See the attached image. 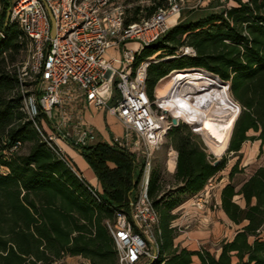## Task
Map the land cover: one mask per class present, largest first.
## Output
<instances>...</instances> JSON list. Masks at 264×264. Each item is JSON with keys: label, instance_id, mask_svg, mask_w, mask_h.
I'll list each match as a JSON object with an SVG mask.
<instances>
[{"label": "trees", "instance_id": "obj_1", "mask_svg": "<svg viewBox=\"0 0 264 264\" xmlns=\"http://www.w3.org/2000/svg\"><path fill=\"white\" fill-rule=\"evenodd\" d=\"M229 1L236 6L171 27L157 42L140 50L137 62L158 58L147 70L151 96L158 82L173 71L203 70L229 83L231 93L227 91L205 130L208 144L227 148L230 141L228 152L237 154L254 139L264 152V0ZM123 3L125 25L150 19L168 5L167 0ZM1 5L0 169L5 171L0 172V264H55L67 257L118 264L107 222L114 220L117 211L128 210L135 199L143 163L101 142L76 148L96 174L102 187L99 192L43 140L23 110L24 97L30 92L22 90V85H37L40 76L33 84H22L16 67L17 55L30 42L8 20L12 0H2ZM185 48H192L195 55L184 54ZM250 132L256 136H249ZM168 137L178 153L172 182L164 183L153 172L147 190L159 214L158 252L151 264H264V166L240 190L231 182L222 188L221 208L232 224L242 228L232 240L221 242L218 253L175 246L180 229L174 226L178 216L173 211L183 198L201 192L224 170L226 160L215 165L217 160L183 125L170 130ZM18 143V150L12 151ZM236 170L237 164L231 169V179ZM236 196L243 198L244 207L235 201Z\"/></svg>", "mask_w": 264, "mask_h": 264}, {"label": "built area", "instance_id": "obj_2", "mask_svg": "<svg viewBox=\"0 0 264 264\" xmlns=\"http://www.w3.org/2000/svg\"><path fill=\"white\" fill-rule=\"evenodd\" d=\"M167 1V7L150 19L131 25H125L123 0H12L8 12V20L18 26L32 50V61L19 72L20 81L24 84L30 73L33 84L40 76L37 85H30L31 89L22 85V90L30 92L24 97L23 110L43 140L62 156L58 139L75 149L101 142L143 163L135 199L128 210L117 211L114 220L107 222L118 264H151L157 257L159 214L147 193L152 159L169 131L184 124L178 120L173 124V117L148 93L147 70L155 56L139 63L137 56L169 31L170 20L180 16L186 3L192 1L195 7L209 3ZM50 15L56 22L55 37ZM0 37H4L1 30ZM130 43L137 48L129 47ZM182 52L195 55L192 48ZM88 109L117 118L123 126L122 136L100 139L84 118ZM50 125L53 131L49 132L45 126ZM212 181L191 199L192 207L203 210L210 203Z\"/></svg>", "mask_w": 264, "mask_h": 264}, {"label": "rangeland", "instance_id": "obj_3", "mask_svg": "<svg viewBox=\"0 0 264 264\" xmlns=\"http://www.w3.org/2000/svg\"><path fill=\"white\" fill-rule=\"evenodd\" d=\"M209 2L210 4L204 8H202L201 6L195 7V3L192 1L186 3L180 16L175 17V19L176 18L178 19L176 21L191 22L199 18H202L204 16H207L210 13L221 12L233 6H236V4L233 1H229V0H209ZM133 4L134 3L131 2L130 6L133 7L134 6ZM144 5L147 6V3H144ZM165 59H167V57ZM157 60L158 58L155 57V61ZM31 61H32V50H31L30 43H27L25 44L24 49L17 55V63H16L17 72L18 73L21 72L23 67L26 66ZM33 78H34L33 74L29 73V77L25 80L24 84H31V82H33ZM156 86L152 92L153 97L155 95ZM27 88L31 89L30 86H28ZM224 99L222 100L221 105ZM181 125L186 127L190 132H192L199 139L202 145L206 148L207 153L213 156L214 159L219 160V161L222 159L226 160L225 169L222 170L212 181L214 188L211 191L210 203L205 208H203V210H200L202 212H200V215L196 216L194 220L192 221L190 220L187 223L180 225L179 227L182 230L183 235L185 233H188L186 235L185 242H189L190 246L194 245L193 247H196L198 245L199 250L203 247H208V248H211L210 249L211 252L216 254L218 253L216 252V250L219 248V245L221 244L222 239L231 237V235L234 232L242 228V226H236L234 224H232V226L227 225V224L224 225V223L221 220L217 219L216 211H217L218 202L220 201L221 190L229 182H231L235 186L237 191L240 190L242 184L258 168L264 166V152L261 149L262 147H261L260 141L252 139V140L247 141L242 146L241 151L239 153L234 154V153L228 152L227 150L224 155L220 157H216L210 152L209 148L207 147V145L205 144L201 136L196 134L190 126L186 124H181ZM50 129L53 131V128L51 125H50ZM205 135L207 137V134ZM249 136H256V135L254 134V132H250ZM170 147H171L170 138L167 136L162 147L158 151H156V153L154 154V157L152 159V169L150 173L152 174L154 172V174H157L162 179V181L166 184H170L172 182V177L166 168V158L168 156V152L170 151ZM211 147L213 148L212 144H211ZM71 164L74 165L73 163ZM138 164H141V161ZM236 164H237V170L231 179L230 172H231V169ZM4 171H5L4 169H0V172H4ZM139 187H138V190H139ZM183 201L184 202H182V204L187 201V198H183ZM235 201L237 203L240 202L241 197L236 196ZM215 224L224 225L223 227H221L223 230V234L217 238L218 240L212 241L211 236L213 234V229L215 227ZM261 237L264 239V232L261 234ZM180 242L181 241L179 239L177 241H174V244H180ZM194 251H197V250H194ZM195 261L197 262V259H195ZM76 263L77 264H91L88 260L84 258L75 260L73 261L72 264H76ZM64 264H67V263H64Z\"/></svg>", "mask_w": 264, "mask_h": 264}, {"label": "bare ground", "instance_id": "obj_4", "mask_svg": "<svg viewBox=\"0 0 264 264\" xmlns=\"http://www.w3.org/2000/svg\"><path fill=\"white\" fill-rule=\"evenodd\" d=\"M227 91L230 92L229 83L203 70L192 69L181 72L173 71L160 80L156 86L155 96L158 104L167 114L190 126L196 134L202 137L210 152L220 157L228 150L230 141L227 148L220 144L217 148H211L205 134ZM240 113L239 106V115ZM232 132L233 130L231 136Z\"/></svg>", "mask_w": 264, "mask_h": 264}, {"label": "crops", "instance_id": "obj_5", "mask_svg": "<svg viewBox=\"0 0 264 264\" xmlns=\"http://www.w3.org/2000/svg\"><path fill=\"white\" fill-rule=\"evenodd\" d=\"M209 4H210V2L208 3V5ZM208 5H206V6H208ZM206 6H201V7L204 8ZM176 20H178V19L177 18L175 19V17L170 20L171 27H174L175 25L181 23V22H178ZM128 46L131 48H137V45L135 43H130ZM84 118L88 124L93 126V128L98 133L100 139L103 138L106 140H110L115 135L116 136H122V134H123V126L117 120V118L110 116V115H106L105 113H103L101 111H97L95 109H88L84 113ZM45 128L47 131L50 132L49 126H45ZM57 143L61 149L63 156L75 165V167L81 172L82 176L88 181V183L96 191L102 192V187H101V184H100L96 174L94 173L92 168L89 166V164L85 161V159L81 156L80 152L77 149L73 148L71 145H69L67 142H64L60 139L57 140ZM171 148H173V147L172 146L170 147V151L168 152V156L166 158V168H167L169 174L171 175V177L173 179V176H174L175 171H176V166H177L178 153L177 154L175 153L176 150L174 148H173V150H175V152L171 151ZM193 197L194 196L187 197V201L185 203L181 204L176 210L173 211V214H177V216H178L174 222L175 227L179 228L180 225L187 223L190 220L191 221L194 220V218L196 216L200 215V212H202V211L191 206V199ZM238 204L240 206L244 207L245 202H244L242 197H241V201L238 202ZM182 214H184V215H182ZM216 215H217V219L221 220L224 223V225L227 224V225L232 226V222L228 219V217L226 216V214L224 213V211L221 208L220 201L218 202V205H217ZM224 225H216L215 224V227L213 229V234L211 236L212 241L218 240L217 238L223 234V230L221 227H223ZM219 232H220V234H219ZM187 234L188 233H185L183 235L182 230L180 229V235L175 239V241L180 239L181 242H180V244H175V246L187 248L188 250H191V251L199 250L198 245L196 247H193L194 245L190 246L189 242H185ZM235 234H236V232H234L231 235V237H227L225 239H222V241L223 240H232L233 237L235 236ZM225 237H226V235H225ZM203 248H207L209 250L211 249L208 247H203ZM218 251H219V248L216 250V252H218ZM78 259H81V257H67L66 259L62 260L61 262L63 264L64 263L72 264L73 261L78 260Z\"/></svg>", "mask_w": 264, "mask_h": 264}, {"label": "water", "instance_id": "obj_6", "mask_svg": "<svg viewBox=\"0 0 264 264\" xmlns=\"http://www.w3.org/2000/svg\"><path fill=\"white\" fill-rule=\"evenodd\" d=\"M8 17H9V14H8ZM50 18H51V22H52V36L55 37V35H56V22L51 15H50ZM240 111H241V107H240ZM172 122H173V124H177V119L173 118ZM218 162H219V160H217L214 164L217 165Z\"/></svg>", "mask_w": 264, "mask_h": 264}]
</instances>
